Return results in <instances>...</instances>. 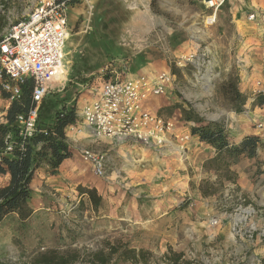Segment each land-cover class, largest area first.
Instances as JSON below:
<instances>
[{
    "label": "rangeland",
    "instance_id": "rangeland-1",
    "mask_svg": "<svg viewBox=\"0 0 264 264\" xmlns=\"http://www.w3.org/2000/svg\"><path fill=\"white\" fill-rule=\"evenodd\" d=\"M1 1H9L6 8L16 16L24 12L23 4L17 0ZM211 1L90 0L89 4L85 0H77L69 14L71 32L65 49L67 78L44 102L42 117H48L49 121L54 110L63 105H74L80 109L84 99L91 96V88H98L103 81L117 76L128 78L146 74L143 70L147 66L152 70L167 69L171 73L174 68V80L165 97L177 96L175 99L179 102L176 103L188 106L186 100L193 107L197 105L211 112V115L218 113L220 118L217 121L206 120L197 114L205 122H222L226 130L228 123L231 128L230 116L247 117L250 110L244 106L242 112H236L225 97L222 85L231 75L239 76L241 65L244 64L250 72L253 68L251 61L239 62L237 59L242 47L250 45V42L244 44L234 27L243 21L251 23L248 16L252 8L247 7L249 0H213L214 4H210ZM8 11L4 14L6 19ZM209 69H212L211 89L203 78ZM2 97L0 111H4L6 104ZM207 100H210L209 110L205 104ZM1 123H6L4 114L0 115ZM85 131L73 135L66 130L71 148L79 147ZM227 133L229 135V131ZM97 140L101 145L94 151L105 154L107 162L106 175L95 177L110 187L105 194L108 203H102L95 211L88 199L80 197L78 186L63 195V201L55 194L52 197L56 199L48 201L49 208L43 206L26 225L32 232L35 246L24 251L20 259L9 257L1 264H35V257L42 252V244L47 248L49 240H53L50 246L61 251H77L81 257L76 264H99L91 262L89 255L101 250L107 242L126 243L118 223L126 195L128 201L135 204L178 197L180 192L170 187L173 176L169 165L162 160V154L168 148ZM130 147H135L132 159L127 157L130 151L126 150ZM82 160L85 162L83 157ZM229 160L232 163L242 161L241 165L257 188L252 194L236 195L235 188L227 191L224 184L213 187L207 182L203 184L204 191H217V198L203 200L195 194L192 183L191 195H183L181 203L188 207V217L192 222L188 221L186 225L192 237L188 238L186 257L177 264H205L207 259L208 264H264V142L261 140L256 157L241 155ZM226 192L228 196H225ZM34 203L39 206L38 200ZM246 210L251 212L245 213ZM244 215L246 220L236 226L235 218ZM215 218L219 223L213 226L210 221ZM219 229L228 235L223 238L220 237L222 235H214L213 232ZM140 234L138 231L137 235ZM108 264L131 262L115 256ZM148 264L170 263L165 255L155 253Z\"/></svg>",
    "mask_w": 264,
    "mask_h": 264
},
{
    "label": "crops",
    "instance_id": "crops-1",
    "mask_svg": "<svg viewBox=\"0 0 264 264\" xmlns=\"http://www.w3.org/2000/svg\"><path fill=\"white\" fill-rule=\"evenodd\" d=\"M247 7L252 8V11L264 10V0H249ZM238 15L240 14L237 13ZM239 19L234 18L235 21ZM248 21L250 20L248 19ZM250 22L243 21L240 25L234 24L235 31H237L238 37L242 38V42L244 44L248 41L250 42V45L246 46L245 44L242 47L243 51L237 55V59L239 62L251 61L253 63L251 72L244 64L241 65L242 70L239 72V87L241 92L247 97L245 107L249 108L250 112L247 117H241L235 113L234 116H230L232 119L231 128H229L230 126L227 123V132L229 131V136L235 142L241 141L245 135L252 134L259 136V132L254 128V120L264 121V106L253 105L256 98L254 95L256 83L259 80H264V22ZM165 70L167 69L152 70L146 66L143 71L152 76ZM175 98L177 96H154L149 99L147 107L152 112L158 114L161 108L170 106L174 102H179ZM205 104L209 110L210 100H207ZM194 108L206 120L217 121L220 118L218 113L211 115V112H206L204 108L202 109L197 105H194ZM162 116L171 119L175 123L173 133L169 135L172 143L167 151L162 154V160L169 165V172L173 176L170 187L172 186L180 193L173 200H148L145 203L139 204L128 201V195H126V202L124 208L121 209L118 223L120 231L124 233L123 240L130 247L136 249L144 248L150 250L153 254L158 253L162 255H169L173 251L183 253L182 258H185L187 253L186 247L189 243L188 238L191 239L192 237L186 224L188 221L192 222V220H190L191 217H188V207L181 208L180 205L183 200V195L184 197L191 195L192 183L195 186V194L203 200L208 198L214 200L217 198V191L213 195L203 194L201 188L207 182L211 183L213 187H216L217 184H224L225 188L227 187V191L235 188L233 191H236V195L252 194L257 187L249 178V174L245 171V168L241 165L242 161L232 163L229 160L218 167L213 166L210 161L217 156L216 149L212 145L201 141L198 136L191 134V123H187V121L181 119V112L179 110L172 117ZM85 130L84 136H82V143L80 142L78 144V148H71L73 156L65 159L55 174L50 172V165L46 161L42 162L36 170L32 181L34 190L31 201V206L34 209L33 215L28 220L21 221L18 215L10 214L0 223V262L9 257L20 259L24 251L35 246V243L32 241V232H30V229L26 225L43 206L44 208H49L48 201L55 200L56 198H53L55 194L62 197L68 192L73 191V187L79 185L89 188L95 187L103 196L102 203L105 205L108 203L109 200L105 194L110 187L105 184L104 180L95 177L91 163L82 160V150L90 148L91 150H94V148L97 149L99 147L98 145H101L97 139H104V142H107V139H96L92 136V133H89L90 131ZM186 135L189 136L188 139L184 138ZM87 145L91 146L86 147ZM133 148L135 147H130V149L128 148L129 150H126L130 151V153L127 152L128 159H131V156L132 158L134 157L133 153L135 151ZM160 158L158 155V159ZM227 170L233 172L230 173L232 179H226L225 172ZM8 181L9 176L0 175L1 185L7 184ZM226 195L228 196L229 193L226 192ZM35 196L40 199H35ZM80 197L84 200L87 199V196L84 194H80ZM34 199L38 200V207L35 205ZM60 200L63 201V197ZM120 201L123 204V200ZM180 219H183V221L181 222ZM138 231H141L139 236L137 235ZM213 234L222 235L220 236L222 238L228 235L225 233V230L223 231L221 229L213 232ZM201 235L200 239L202 238ZM210 237L213 238L214 236ZM52 242L53 240L47 242V248L44 244L42 245L46 249L53 248L50 246ZM201 247L202 245L200 244L199 249ZM204 261L205 264L209 263L208 259Z\"/></svg>",
    "mask_w": 264,
    "mask_h": 264
},
{
    "label": "built area",
    "instance_id": "built-area-1",
    "mask_svg": "<svg viewBox=\"0 0 264 264\" xmlns=\"http://www.w3.org/2000/svg\"><path fill=\"white\" fill-rule=\"evenodd\" d=\"M85 1L90 4V0ZM17 2L25 8L17 16L6 8L9 1L0 5V12L8 11L7 24L0 35V96L6 94V98L2 97L6 104L0 115H5L12 102L23 100L24 86L30 88L32 106L17 115V135L15 138L8 135L6 153L17 145L23 146V141L38 131L42 103L67 78L65 49L71 32L69 14L77 0ZM248 19L264 22V10H253ZM173 80L169 70L152 76L138 74L107 79L100 87L91 88V96L77 109V122L67 129L73 135L87 129L96 138H106L116 144L140 143L155 149L168 148L175 123L152 112L147 105L151 97L165 95ZM261 92H264V80L257 81L254 95ZM254 127L264 142V121L254 120ZM82 157L91 163L96 176L106 175L105 154L84 149ZM244 220H238L236 226ZM210 223L216 226L219 219H212Z\"/></svg>",
    "mask_w": 264,
    "mask_h": 264
},
{
    "label": "trees",
    "instance_id": "trees-1",
    "mask_svg": "<svg viewBox=\"0 0 264 264\" xmlns=\"http://www.w3.org/2000/svg\"><path fill=\"white\" fill-rule=\"evenodd\" d=\"M154 2L156 0H153ZM1 4L2 1L0 0ZM4 14L0 12V35L7 24ZM172 73L175 74L174 68ZM239 83V76L231 75L222 85L225 97L238 113L243 111L247 102V97L241 92ZM3 96L6 98V94H3ZM44 102L40 108L38 131L33 136L25 139L23 146L17 145L14 147L12 152H5L7 137L8 135L16 137L17 115L28 111L32 106L30 88L27 86L23 87V100L14 101L10 104L5 113L6 123L0 124V175L9 176L7 184H0V223L10 214L18 215L21 221H26L33 215L34 209L31 206L34 191L32 181L42 161L46 160L50 165V172L55 174L62 162L73 156V151L67 142L66 130L69 125L76 123L78 120L76 106L68 107L63 105L56 108L48 121V117H42L41 113ZM185 103H187V107L181 103L163 107L158 111V115L167 114L168 117H172L179 110L181 119L192 123L191 134L198 136L201 141L212 145L216 149L217 156L210 161L213 166L218 167L222 163L225 164L230 157L241 155L257 156V149L261 142L258 135H245L241 141L235 142L229 137L224 123L205 122L197 114L192 104L186 100ZM253 105L264 106V92L256 95ZM230 173L233 172L231 170L225 172L226 179H232ZM78 187L80 193L87 196L92 208L98 211L102 205L103 196L98 192L97 188H89L82 185ZM201 190L205 195L216 193L215 190L206 192L204 187ZM186 206V204L180 205L181 208ZM106 249H108L107 252ZM115 256L124 261H129L131 264H148L154 254L144 248H132L126 243L107 242L101 250L89 255V259L94 263L108 264ZM80 257L77 251L65 252L53 247L39 252L34 259V263L73 264ZM182 257L183 253L173 251L169 255H165L166 261L170 264H177Z\"/></svg>",
    "mask_w": 264,
    "mask_h": 264
},
{
    "label": "bare ground",
    "instance_id": "bare-ground-1",
    "mask_svg": "<svg viewBox=\"0 0 264 264\" xmlns=\"http://www.w3.org/2000/svg\"><path fill=\"white\" fill-rule=\"evenodd\" d=\"M210 4H214V1L212 0V1L210 2ZM91 8H92V7H91ZM90 13H91V12H90ZM69 34H70V33H69ZM68 39H69V36H68ZM66 55H67V53H66ZM203 78H204V83H205V85L211 89V88H212V87H211V81H212V69H209L208 72L203 76ZM81 133H82V132H80L79 134H81ZM131 159H132V156H131ZM246 211L251 212V210H246ZM239 216H241V215H239ZM239 216H238V218H237V217L235 218L237 221L246 218V215H244V216H242V217H239Z\"/></svg>",
    "mask_w": 264,
    "mask_h": 264
}]
</instances>
